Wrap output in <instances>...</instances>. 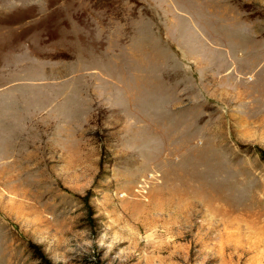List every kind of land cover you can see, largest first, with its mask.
Returning a JSON list of instances; mask_svg holds the SVG:
<instances>
[{
    "label": "rangeland",
    "instance_id": "obj_1",
    "mask_svg": "<svg viewBox=\"0 0 264 264\" xmlns=\"http://www.w3.org/2000/svg\"><path fill=\"white\" fill-rule=\"evenodd\" d=\"M264 0H0V264H264Z\"/></svg>",
    "mask_w": 264,
    "mask_h": 264
},
{
    "label": "trees",
    "instance_id": "obj_2",
    "mask_svg": "<svg viewBox=\"0 0 264 264\" xmlns=\"http://www.w3.org/2000/svg\"><path fill=\"white\" fill-rule=\"evenodd\" d=\"M264 154V153H263Z\"/></svg>",
    "mask_w": 264,
    "mask_h": 264
}]
</instances>
